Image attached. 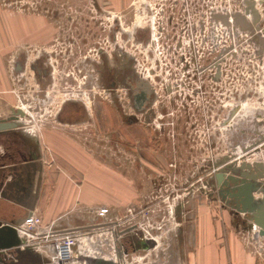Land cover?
<instances>
[{
	"label": "rangeland",
	"instance_id": "374dc122",
	"mask_svg": "<svg viewBox=\"0 0 264 264\" xmlns=\"http://www.w3.org/2000/svg\"><path fill=\"white\" fill-rule=\"evenodd\" d=\"M98 1L103 6L106 2ZM111 1L108 9L125 14L130 29L153 26L150 37L142 32L130 35L126 46L135 71L147 75L154 85L156 113L148 124L140 121L122 128L114 117L109 135L100 132L92 116L88 122L67 125L58 123L54 113L64 97L93 100L94 92L86 82L87 55L95 53L94 43L109 49L106 33L111 15L95 12L93 0H0L2 23H16L17 28L14 32L10 25L11 36L6 41L0 38V114L8 112L9 105L13 110L27 108L28 115L24 108L17 109L24 112L26 127L38 136L51 172L97 179L95 202L76 198L51 213L33 214L34 219L39 229H61L65 223L81 227L85 241L69 264H111L103 257H113L115 239L127 231L152 236L157 244L127 256L132 264H199L195 248L200 244L193 228L208 207L217 217L225 205L206 175L226 156L223 164L264 161V49L258 47V42H264L255 34L249 39L208 30L194 35L200 8L193 2ZM122 3L128 5L118 12ZM181 16H185L183 27ZM60 33L66 41L68 33L75 37L72 47L79 53L73 60L66 57L69 46L63 57L52 53L55 60L43 80L42 67L29 63L40 55V41L56 43ZM14 45L36 48L28 52L27 66L18 75L12 71ZM88 110L91 113L93 106ZM250 147L253 150L247 151ZM232 214L227 208L226 220H232Z\"/></svg>",
	"mask_w": 264,
	"mask_h": 264
},
{
	"label": "flooded vegetation",
	"instance_id": "af4514ba",
	"mask_svg": "<svg viewBox=\"0 0 264 264\" xmlns=\"http://www.w3.org/2000/svg\"><path fill=\"white\" fill-rule=\"evenodd\" d=\"M192 2L199 6L200 9L197 8V12H200L199 14H203L204 11L208 9L207 0H185V4ZM110 4L112 5L111 0H106L104 6L101 5L98 0H93L92 6L93 10L99 14L107 12L111 15V21L109 23L110 27L108 28L106 36L108 42H110L112 46L110 44L109 49H106L101 45L95 46L94 43L92 49L95 53L87 55L90 64L89 79L86 81L88 85L87 89L93 90L94 93L97 92L100 95V98L103 99L100 100L96 98L94 93L93 100H89V97H86V100L78 95L67 96L62 99L54 113V119L57 120L58 123L67 125H78L88 122L91 119L90 116H92L96 120L100 132L109 135H111V132L113 131L114 117L119 120L122 128V124L129 125L140 121L148 124L151 119L155 117L156 113L154 108L156 100L154 85H152L151 79H147V75H144L140 71H135L133 65L134 62L130 59L126 46L130 35L137 36V34L141 35L140 32H142L143 36L150 37V35L153 34V26L147 25V28L145 29L144 25H138L137 28L134 27L133 29V27H131L132 29H130L129 22L126 17H124L125 14H113V12L108 9ZM121 5L124 6L120 8L118 12L123 11L128 4L122 3ZM174 6H177L176 3H174ZM52 16L56 17L57 14L54 13ZM180 18V23L176 20L174 22L179 23L183 27L185 26V16H181ZM99 24H102V21H99ZM74 28L77 27L74 25ZM63 34L64 33H60V35L55 38L56 43L60 46L57 47V49L54 47V44L56 43H49L50 40L40 41L42 43L41 56L36 55L29 63L33 68L42 67L40 71L42 72L41 79L43 78V80L45 79L44 76L49 74V67H52V61L55 60V58L52 57V53H54V55H59V53H61V56L63 57L68 46L69 49L67 50L66 57L69 60H73V56H75L76 53H79L76 48L73 49L72 47L75 45V37L68 33V40L66 41ZM60 37L62 38L61 40H59ZM69 37L72 38L73 41H70ZM119 39L121 42H124H122L123 45L118 43ZM23 42L27 44L28 41L26 40ZM29 42L31 43V41ZM30 43L28 46L32 45ZM28 46H21V49L16 45L12 47V71L17 73L16 75H18V73L21 74L22 72L20 73V71L26 68L28 52L36 49L35 47L28 48ZM73 64L77 65L75 62ZM20 80L22 79L18 78L17 80L19 81V84L22 83ZM44 85L45 84H43V86ZM22 87L23 86H21L20 89L23 90ZM95 88H97L98 91H96ZM89 103L91 104L89 105ZM91 105L93 106V110L90 113L88 107ZM18 107L20 106H15L16 109ZM129 109L131 111H129ZM117 127L120 128L118 125ZM224 158L225 157L218 159L219 165L216 167V170L213 169L211 173L206 175V179L213 180L214 189L218 198L219 193H227L225 189H220L216 185L214 177L215 173L220 169L221 165H223ZM208 196L212 197L213 194L210 192ZM119 238L120 239H115L113 245V257H103L105 261L112 262L111 264H132L127 261V256H132V254H135V252L138 251L140 252L145 249H154L157 247L152 236L147 237L145 234L139 233V231L131 234L128 231L124 232ZM147 239L153 240V243L150 246L143 247V243ZM93 258L99 259L102 258V256H93Z\"/></svg>",
	"mask_w": 264,
	"mask_h": 264
},
{
	"label": "crops",
	"instance_id": "0c3cea01",
	"mask_svg": "<svg viewBox=\"0 0 264 264\" xmlns=\"http://www.w3.org/2000/svg\"><path fill=\"white\" fill-rule=\"evenodd\" d=\"M1 16L0 8V38L3 37L6 41L9 35L11 36V28L14 32L17 28L16 23L11 22L5 26ZM0 87H3L2 83ZM13 109L14 107L9 105L8 112L0 114V121L17 124L0 129V228H3L0 232V248L12 246L16 242H20L19 247L22 248L28 244L26 237L17 231L16 226L10 224L11 220H17L28 212L39 215L51 213L61 203L68 205L76 198L84 203L95 202L96 199L93 196L96 192V178L88 176L81 179L71 175L69 178L70 176L65 174L51 172L52 169L43 161L38 136L24 124L25 117L9 120ZM14 162L22 165V169L17 170L20 174L14 175V170L8 169ZM56 193L62 197L61 200H58ZM252 194L255 195V192ZM257 196L261 197V194ZM227 208L228 212L234 215V218H228V221L224 216ZM220 209L222 210L216 213V217L213 209L208 207L193 228V237L196 241L198 239L200 244L195 248V261L199 264H257L255 256L246 251L238 233L242 231L241 220L245 214L238 212L235 215L232 208L226 204ZM64 225L61 229L81 228L69 223ZM33 250L37 252L34 248ZM28 259L29 256L24 254L20 264L28 262ZM2 261L4 260L0 259V264H3Z\"/></svg>",
	"mask_w": 264,
	"mask_h": 264
},
{
	"label": "built area",
	"instance_id": "2783aa9c",
	"mask_svg": "<svg viewBox=\"0 0 264 264\" xmlns=\"http://www.w3.org/2000/svg\"><path fill=\"white\" fill-rule=\"evenodd\" d=\"M208 9L203 14H199L194 27V35L204 34L208 30L218 36L226 35L235 39L237 36H244L246 39L255 38L264 42V0H253L255 9L259 13V20H254V15L247 9L249 0H207ZM240 14L247 22L255 23L256 29H242L235 22L234 14ZM218 16H226L222 21ZM254 34L256 36H254ZM257 41V39H256ZM258 42V41H257ZM258 47L264 49V44L258 42ZM22 107V106H20ZM24 108V107H22ZM29 111L27 108H24ZM252 151L253 147L247 149ZM239 156V155H238ZM246 160V159H245ZM252 162V161H248ZM263 168H264V161ZM264 180V170L261 180ZM252 223V222H251ZM34 215L30 214L16 226L17 231L26 237L30 244L40 254H43L49 264H69L75 259L78 247L85 241V233L80 229H51L37 227ZM260 227L252 223L249 230L239 231L242 242L248 253L255 256L257 264H264V233L259 234ZM75 262V261H74Z\"/></svg>",
	"mask_w": 264,
	"mask_h": 264
},
{
	"label": "water",
	"instance_id": "95a60500",
	"mask_svg": "<svg viewBox=\"0 0 264 264\" xmlns=\"http://www.w3.org/2000/svg\"><path fill=\"white\" fill-rule=\"evenodd\" d=\"M222 21L225 20L226 16H218ZM241 15L238 13L234 14L235 22L245 30H250L248 25L241 21ZM24 112L19 109L13 110V113L9 120L17 119L22 117ZM17 125L11 121H0V129H6ZM227 156L224 158L226 159ZM30 160L32 157L29 158ZM254 162V165L251 162L245 161V159L236 164L231 163V161L225 162L221 165L220 169L215 173V183L220 189H225L227 193H219V199L223 201L224 204L229 205L234 214L238 212L244 213L246 216H249L250 220L256 223L259 227V234L264 233V184H261V178L263 176V164L261 161ZM8 169L14 170V175L20 174L17 170L22 169V165L14 162L11 167ZM255 169V170H253ZM262 170V172H261ZM262 193L263 198L254 197L252 194ZM30 213H25L19 219H13L10 221V224L14 227L19 225ZM241 223L243 229L246 228V223L242 219ZM3 226V225H2ZM3 228H0L2 232ZM20 242H16L12 246L0 248V259L3 264H20L21 258L24 254L29 256L27 260L28 263L33 264H49L47 260L41 257L40 254L35 252L30 244L24 245V247H19ZM153 240L147 239L143 243L144 246L152 245Z\"/></svg>",
	"mask_w": 264,
	"mask_h": 264
},
{
	"label": "bare ground",
	"instance_id": "6f19581e",
	"mask_svg": "<svg viewBox=\"0 0 264 264\" xmlns=\"http://www.w3.org/2000/svg\"><path fill=\"white\" fill-rule=\"evenodd\" d=\"M247 9L248 10H250L251 11V14H252V11H255L256 13H255V16H254V20L257 22L258 20H259V17H260V15H259V13L257 12V10L255 9V4H254V1L253 0H249L248 1V3H247ZM254 15V14H253ZM242 17V16H241ZM241 21L242 22H244L245 24H247L248 25V27H250V28H255V23H250V22H247L243 17L241 18ZM252 24L254 25V26H252ZM20 110V109H19ZM22 116V115H21ZM262 164H263V162H262ZM258 194V193H257ZM257 194L255 193V195H254V197H256V198H258L259 196H257ZM261 194V198H263V196H262V193H260ZM243 220L245 221V223H246V228L245 229H243V228H241V230L242 231H245V230H249L250 229V227L252 226V223H254V222H252L251 220H250V218H249V216H246V215H244L243 216ZM252 222V223H251ZM256 224V223H255Z\"/></svg>",
	"mask_w": 264,
	"mask_h": 264
}]
</instances>
